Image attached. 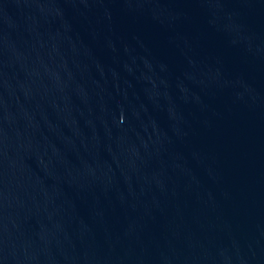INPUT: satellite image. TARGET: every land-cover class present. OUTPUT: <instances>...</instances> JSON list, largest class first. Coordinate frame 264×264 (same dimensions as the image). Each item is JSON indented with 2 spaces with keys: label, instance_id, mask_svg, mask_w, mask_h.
<instances>
[{
  "label": "water",
  "instance_id": "95a60500",
  "mask_svg": "<svg viewBox=\"0 0 264 264\" xmlns=\"http://www.w3.org/2000/svg\"><path fill=\"white\" fill-rule=\"evenodd\" d=\"M0 264H264V0H0Z\"/></svg>",
  "mask_w": 264,
  "mask_h": 264
}]
</instances>
